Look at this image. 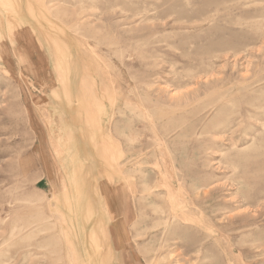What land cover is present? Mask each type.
<instances>
[{"label":"rangeland","instance_id":"374dc122","mask_svg":"<svg viewBox=\"0 0 264 264\" xmlns=\"http://www.w3.org/2000/svg\"><path fill=\"white\" fill-rule=\"evenodd\" d=\"M121 261L264 264V0H0V264Z\"/></svg>","mask_w":264,"mask_h":264},{"label":"crops","instance_id":"0c3cea01","mask_svg":"<svg viewBox=\"0 0 264 264\" xmlns=\"http://www.w3.org/2000/svg\"><path fill=\"white\" fill-rule=\"evenodd\" d=\"M26 35L29 36V34L26 32V33L23 34V37L26 36ZM37 153H38V156L42 159L41 160L42 172H43L44 179H46V182H45V180H44V182L48 183V184H52V185L55 184L56 183V177H55L56 176V172H55V169H54L55 165H54V162H52V160H51V156H49V153L47 151V146H45V143L42 146L39 145V148L37 149ZM43 177H42V179H43ZM40 181H42V180H40ZM99 227L102 228V226H99ZM101 234L104 236V238L106 240V236H107L106 229L101 231ZM112 244H113V238H112ZM112 244H111V246H112ZM115 247H118V246L115 245L112 248H109L107 254L114 255L115 249H116ZM120 251H122L123 255H126V252L123 249L120 250ZM127 262L128 261H126V263L122 262V264H127ZM128 264H133V261L129 262Z\"/></svg>","mask_w":264,"mask_h":264},{"label":"bare ground","instance_id":"6f19581e","mask_svg":"<svg viewBox=\"0 0 264 264\" xmlns=\"http://www.w3.org/2000/svg\"><path fill=\"white\" fill-rule=\"evenodd\" d=\"M70 130V129H69ZM99 131V130H98ZM71 132V131H70ZM87 134V133H86ZM98 137V136H97ZM101 138V137H100ZM103 139V138H102ZM101 140V139H100ZM102 141V140H101ZM94 151V150H93Z\"/></svg>","mask_w":264,"mask_h":264}]
</instances>
